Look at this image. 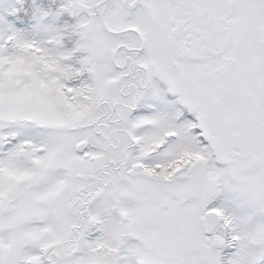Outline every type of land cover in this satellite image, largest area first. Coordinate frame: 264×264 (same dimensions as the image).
<instances>
[{
  "label": "rangeland",
  "instance_id": "374dc122",
  "mask_svg": "<svg viewBox=\"0 0 264 264\" xmlns=\"http://www.w3.org/2000/svg\"><path fill=\"white\" fill-rule=\"evenodd\" d=\"M70 1L0 0V47L9 36L18 46L13 59L6 52L17 75L22 58L36 57L25 44L63 40L62 27L73 24ZM116 3L97 6L105 10V29L91 16L92 28L84 31L100 63L92 95L122 99L123 107L101 118L97 103L73 105L64 85L70 83L67 71L45 79L44 89L35 87V77L21 83L5 77L8 67L0 72V149L4 136L18 133L0 157V264H264V0H133V8ZM72 27L66 30L71 36ZM120 42L143 43L144 56L154 58L147 73L154 70L167 85L151 81L158 88L145 100L155 108L133 118L125 105H132L135 89L124 97L121 91L137 83L134 69L113 66ZM54 48L48 46V55ZM105 74L114 80L105 82ZM78 77L74 98L86 92L85 77ZM28 139L34 146L24 147ZM91 141L96 161L85 159L91 149L80 151ZM16 151L25 157L14 158ZM123 151L128 181L116 191L107 186L94 192L91 214H85L79 203L84 176L102 158ZM111 164L103 169L115 178ZM177 167L183 178L162 177ZM216 193L215 208L227 215L240 241L239 256L228 254L230 262L224 254L232 241L222 220L209 234L201 224ZM92 231L95 237L88 238ZM214 238L221 243L212 244Z\"/></svg>",
  "mask_w": 264,
  "mask_h": 264
},
{
  "label": "flooded vegetation",
  "instance_id": "af4514ba",
  "mask_svg": "<svg viewBox=\"0 0 264 264\" xmlns=\"http://www.w3.org/2000/svg\"><path fill=\"white\" fill-rule=\"evenodd\" d=\"M114 1H117V4H118L120 1H123V0H114ZM124 1L127 7L132 8L133 6H135V5H130L131 1L133 0H124ZM103 2L104 0H96L95 3H91L89 0H71L69 12L72 18L71 19L73 23L72 25L74 26L73 27L72 25L70 26L72 27L73 36L71 35L69 36L72 40L71 41H61L60 39L59 41L58 40H55V41L48 40V42L46 43H49V44H46L45 42L41 43L40 41H38L39 40L38 39L36 41L33 40L32 44L30 45L25 44L23 49H28L32 53L34 52L36 54V57L35 58L27 57L25 59L22 58L23 60L18 63V66H20L21 75L16 74L17 72L14 71L15 68L13 67V65L8 67L9 65L12 64V60L8 56H6L9 54L11 58L13 59L14 56L12 54L13 52L12 50L14 47H18V46L13 45L11 47H6L5 44H8V42L6 43L3 42L2 46L0 47V60L3 62L4 66L0 67V72L3 73L8 67L7 72L3 73L5 77L10 81L9 77L11 75L12 78H14V80L21 79L22 80L21 83L24 82L26 79L30 81L34 79L35 77V87L44 89V86L46 85L44 84L43 81H45V79L55 78L56 75L61 74L62 70L63 72L67 71V73H64L63 75H68L70 83L64 84V85L68 87L69 91L67 92L70 93V100L73 103V105H77V102H80L81 106L84 104V106L90 108L92 106H95L94 103H97L98 110L101 111V114H103L101 118H104V114L106 112L114 111L117 105L120 107H123L122 99H119V98L113 99L112 97L107 96L100 100L97 97L92 95V93L94 91L96 92L97 90V85L95 84V81H94L95 79L94 75L100 63H99L98 54H96L93 51V48L91 46L92 42L86 41L87 36H86L84 29L87 27V30H91L92 26L91 24H89L91 16L98 17L101 26L105 29L104 27V20H105L104 11L105 10L104 9L99 10L97 8L98 4L103 3ZM70 27L69 25L68 26L65 25L62 28L67 30ZM66 30H64L63 33H65ZM119 31H122V30L121 29L117 30V32ZM40 44H44L45 46H41ZM49 45L52 46L53 48L55 47L54 51L52 52V56L48 55ZM131 45L132 43L130 42L129 43L128 42L118 43L113 49L114 53L112 57L114 59L113 66H116L117 69L123 70L124 66H127V65L129 68L134 69V72H135L134 76H136L137 78V83L128 82V86H130L129 90H127L125 94L121 91V94L124 97V95H126L127 93L130 94V91L132 88L135 89V92L133 94V98L131 101L133 102L132 105L129 103L125 105L126 108H128V112H127L129 113L128 116L130 118H133L134 114L138 113L140 109L144 108L145 107L144 105H146V103L148 102L152 103L149 100H145V96L149 93L156 91L157 90L156 88L158 87L155 84L154 86L151 87V89H149L148 87H149L150 82L158 81L159 83L165 84V85L166 83L159 77V74L156 73L154 70H151L149 73H147V69L152 68V65L154 63L153 62L154 58L149 57V56L147 57L144 56L143 45L140 43L137 46L135 45L131 46ZM43 48H46V49H43ZM124 48L128 50H132V51H128V55H124L125 54L123 53ZM6 52H9V53L7 54ZM24 52L27 53L25 50ZM45 54L48 56L45 57ZM28 59H32L33 61H29ZM29 74H31L32 76L31 75L28 76ZM122 74H126V76L129 75L128 71H126V73L123 72ZM77 75H79L78 81H82L83 80L82 77H85V80L87 81V85L84 88L86 92L83 94H77V97L74 98L73 95L75 94V92H74V87L72 85L77 83ZM37 78H38V84L36 83ZM110 80H114V79L108 74H105V82L109 83ZM119 81L122 83V78H119ZM120 87L122 89L124 85L122 84ZM135 94L136 96L134 97ZM143 95H144V99L141 100V97ZM27 96L29 97L31 96L30 91H27V94L25 97L26 100L28 98ZM28 106H29V111L33 110V108L35 109L34 104H30V105L28 104ZM110 115L111 114L105 117V119L109 122L111 119ZM102 121L103 119H101V123ZM112 121H114V118ZM128 122H131V120H128ZM106 127L107 125H105V128ZM98 132L99 130L97 131V133ZM125 132L127 135H130L129 131H125ZM98 134L103 137L102 134L100 133ZM112 134L114 135L113 131H112ZM8 135L11 137L5 138L4 136L2 140V147L4 148L5 152H0V157L8 154L5 148H7L9 144L10 145L13 144V140L17 138L18 133L15 131H11L10 134ZM87 144L89 146V149H91L95 153L93 152L92 155L86 156L85 159L88 157L90 161H96L97 160L96 143L91 141V142H87ZM105 145L107 147H110V141H109L108 136H105ZM38 147L39 146L36 147V150H39ZM22 154L23 153L21 152L17 153V151L13 154L11 153V155H13L14 158L18 156L25 157ZM81 154L83 155L84 152H82ZM116 157L117 156L113 155V157H109L107 159L105 157L102 158V160L98 163L99 166L94 168L88 176H84L86 179V183L83 184L79 188V197H80L79 203L82 205V207L83 206L85 207L87 205L89 207V205L91 204V201L93 198L92 195L94 192L95 193L98 192L97 193L98 195L101 193L99 190L107 186H113L114 190L116 191L117 188L121 186L123 182L128 181V179L124 181V176L129 171L128 166H127L128 154H126L123 151V153L121 154V157H117V158ZM110 162H112L111 166H112L114 173H117L115 178H112L110 173L103 169ZM1 169H3V167H1ZM172 171L173 169L171 168H169V170L168 169L166 170L167 175H169V178H172L170 176L172 174ZM83 193H84L85 199H83L84 197L82 198ZM117 199L115 201V204L118 201ZM37 220L40 221L39 219ZM29 221L32 222V219H30ZM212 229L209 233L212 232Z\"/></svg>",
  "mask_w": 264,
  "mask_h": 264
},
{
  "label": "water",
  "instance_id": "95a60500",
  "mask_svg": "<svg viewBox=\"0 0 264 264\" xmlns=\"http://www.w3.org/2000/svg\"><path fill=\"white\" fill-rule=\"evenodd\" d=\"M178 171H179L178 169L175 170L171 174V176L176 175L178 173ZM179 176L182 177V175H179ZM217 219H218L217 215L214 212H207V213H205L204 216L201 217V224H202V227L204 228L206 233H208L212 229V227H213L214 223H216ZM220 243H221V241L216 239V238L213 240L214 245L220 244Z\"/></svg>",
  "mask_w": 264,
  "mask_h": 264
},
{
  "label": "trees",
  "instance_id": "16d2710c",
  "mask_svg": "<svg viewBox=\"0 0 264 264\" xmlns=\"http://www.w3.org/2000/svg\"><path fill=\"white\" fill-rule=\"evenodd\" d=\"M31 13H34V9H33V11L31 12ZM71 19L72 18H70V21H71ZM32 20L33 19H28L27 20V26H30L31 25V23H32ZM26 25V24H25ZM70 25V24H69ZM70 33V32H69ZM70 35H71V33H70ZM61 36H63V40L62 41H71L72 39L70 38V36H69V34H68V32L67 31H65V33H63V35H61ZM72 36H73V34H72ZM61 40V39H60ZM162 174V177L163 178H165V177H167V172L166 173H161ZM153 175V174H152ZM155 177V176H154ZM154 177H153V179H154ZM236 242H234V241H232V248H238L237 247V245L235 244Z\"/></svg>",
  "mask_w": 264,
  "mask_h": 264
},
{
  "label": "bare ground",
  "instance_id": "6f19581e",
  "mask_svg": "<svg viewBox=\"0 0 264 264\" xmlns=\"http://www.w3.org/2000/svg\"><path fill=\"white\" fill-rule=\"evenodd\" d=\"M191 165V164H190Z\"/></svg>",
  "mask_w": 264,
  "mask_h": 264
}]
</instances>
